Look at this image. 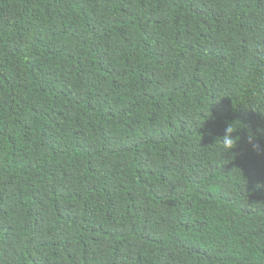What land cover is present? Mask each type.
Segmentation results:
<instances>
[{
  "label": "trees",
  "instance_id": "1",
  "mask_svg": "<svg viewBox=\"0 0 264 264\" xmlns=\"http://www.w3.org/2000/svg\"><path fill=\"white\" fill-rule=\"evenodd\" d=\"M0 264H264V0H0Z\"/></svg>",
  "mask_w": 264,
  "mask_h": 264
},
{
  "label": "clouds",
  "instance_id": "2",
  "mask_svg": "<svg viewBox=\"0 0 264 264\" xmlns=\"http://www.w3.org/2000/svg\"><path fill=\"white\" fill-rule=\"evenodd\" d=\"M236 121H240V124L235 123ZM233 122L226 121V128L224 129L225 134L223 136L216 137L215 144L219 140V146L225 153L231 152L233 149L237 148L242 137L234 135L238 130L244 129L247 126L241 120H236ZM260 134L259 130L253 132L251 130L248 131V142L249 144H253L254 148H259L258 144H255L254 141L257 140V135Z\"/></svg>",
  "mask_w": 264,
  "mask_h": 264
}]
</instances>
